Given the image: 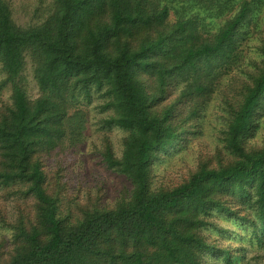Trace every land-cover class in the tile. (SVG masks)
<instances>
[{"label":"trees","instance_id":"trees-1","mask_svg":"<svg viewBox=\"0 0 264 264\" xmlns=\"http://www.w3.org/2000/svg\"><path fill=\"white\" fill-rule=\"evenodd\" d=\"M263 6L54 0L21 27L0 0V264H264V31L246 44ZM95 96L125 134L120 155L106 133L96 147L126 181L114 203L77 168ZM216 101L213 148L159 177Z\"/></svg>","mask_w":264,"mask_h":264},{"label":"rangeland","instance_id":"rangeland-1","mask_svg":"<svg viewBox=\"0 0 264 264\" xmlns=\"http://www.w3.org/2000/svg\"><path fill=\"white\" fill-rule=\"evenodd\" d=\"M12 6L13 18L15 22L21 27H28L35 25L42 21L48 14L49 9L51 8L54 0H9ZM221 20L217 21L220 23ZM259 31H264V6L262 12L256 17L253 25L250 30V37L246 44H249L251 47L257 41V35ZM249 52H252L249 48ZM253 53V52H252ZM29 60V59H28ZM28 67L25 72L27 78L28 89L31 97H37L39 95L38 86L33 78L32 65L28 61ZM3 73L0 69V81L3 78ZM11 94L10 86L3 89L0 88V100H8ZM102 99L94 97L92 103L89 105L90 114H91V134L86 139L84 149L81 155V162L77 168L83 175L86 177L87 183L91 188H96L98 185L103 184L105 191L107 192L106 199L108 202L114 203L119 197V193L123 186L126 184V181L123 177L108 171L105 166L102 164L101 157L96 147H102V139L104 133L108 134L111 138V141L116 149L117 153L120 155L122 151V138L124 137V132L119 129L104 130L101 129L99 125L100 118L105 114L99 111V104ZM217 101L213 103L209 113L208 124L205 129L204 137L197 142L194 149L186 150L183 153L176 154L168 159L165 163L160 165L156 171L159 177L162 176H173L181 177L185 172H187L193 163V158L199 152V149L207 147L212 149L213 143L216 141L217 134ZM216 121V122H215ZM264 138V130H261L257 135V141H261ZM198 151V152H197ZM12 207H9L11 212ZM7 232L6 229H3L0 226V235ZM261 252V251H260ZM264 252V251H263ZM262 252V253H263ZM252 253L249 252V256Z\"/></svg>","mask_w":264,"mask_h":264}]
</instances>
